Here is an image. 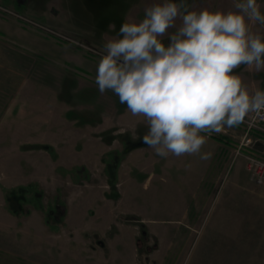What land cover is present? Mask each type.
I'll return each mask as SVG.
<instances>
[{"label": "rangeland", "instance_id": "1", "mask_svg": "<svg viewBox=\"0 0 264 264\" xmlns=\"http://www.w3.org/2000/svg\"><path fill=\"white\" fill-rule=\"evenodd\" d=\"M159 2L0 0V264H264V183L238 127L208 138L211 159H163L95 84L103 44ZM236 71L264 89V71Z\"/></svg>", "mask_w": 264, "mask_h": 264}, {"label": "clouds", "instance_id": "2", "mask_svg": "<svg viewBox=\"0 0 264 264\" xmlns=\"http://www.w3.org/2000/svg\"><path fill=\"white\" fill-rule=\"evenodd\" d=\"M255 25L264 26L258 0H233L227 11L153 3L103 44L95 84L144 118L143 143L157 156L211 159L201 150L212 134L264 121V89L250 90L236 71H264V34Z\"/></svg>", "mask_w": 264, "mask_h": 264}, {"label": "built area", "instance_id": "3", "mask_svg": "<svg viewBox=\"0 0 264 264\" xmlns=\"http://www.w3.org/2000/svg\"><path fill=\"white\" fill-rule=\"evenodd\" d=\"M237 129L241 134L236 143L235 155L244 157L246 169L264 183V121L246 119Z\"/></svg>", "mask_w": 264, "mask_h": 264}, {"label": "trees", "instance_id": "4", "mask_svg": "<svg viewBox=\"0 0 264 264\" xmlns=\"http://www.w3.org/2000/svg\"><path fill=\"white\" fill-rule=\"evenodd\" d=\"M218 140H220L221 142L225 141V137L224 136H221V137H216Z\"/></svg>", "mask_w": 264, "mask_h": 264}]
</instances>
